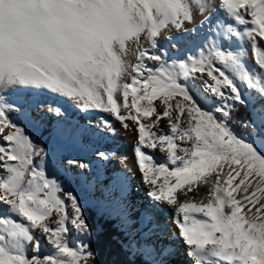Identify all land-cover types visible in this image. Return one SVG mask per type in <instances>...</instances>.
<instances>
[{"label": "snow or ice", "instance_id": "obj_1", "mask_svg": "<svg viewBox=\"0 0 264 264\" xmlns=\"http://www.w3.org/2000/svg\"><path fill=\"white\" fill-rule=\"evenodd\" d=\"M44 95L135 125L145 218L183 246L157 264H264V0H0V264H99L22 123L64 115Z\"/></svg>", "mask_w": 264, "mask_h": 264}, {"label": "rangeland", "instance_id": "obj_2", "mask_svg": "<svg viewBox=\"0 0 264 264\" xmlns=\"http://www.w3.org/2000/svg\"><path fill=\"white\" fill-rule=\"evenodd\" d=\"M156 104L159 106V101ZM130 123L132 124L131 121ZM163 123H166V121H162ZM24 126L34 141L35 134L38 132L35 143L49 152L46 162L49 174L60 179L66 190L69 188L74 189L79 194L85 211L87 208H91L98 217L114 220L115 225L128 239L125 244L131 248L130 257L133 254H140L150 264H157L162 257L157 255L154 250L176 246V243L171 241V237L167 238L168 236L160 238V241L156 240L154 232L155 229L159 228L156 221L148 222L149 224L142 223L143 221L140 222V218L151 211V205H149L148 200L143 198L140 200V197H136L137 193L135 191L138 188L136 184L131 183V185H124L123 188L118 189L119 175L123 174L133 178L135 173H128L127 169L121 166L124 161L122 158L119 159L116 147L121 146V143H133L137 139L138 133L130 139L118 135L117 138H112L111 146L98 139L85 137V148L81 151L76 150L67 139L58 138L52 150H50V140L45 134L44 126L38 120H31ZM133 127L136 130L135 125ZM240 129L242 132L243 129ZM100 151L108 153L110 159H101L98 156ZM160 155L159 152L156 153L158 160ZM69 160H81L88 167L86 169L68 167L67 161ZM200 190L206 191L204 188ZM196 199H201L200 191L196 195ZM140 225H143V229ZM146 229L147 231L143 234V230ZM165 232L167 233L165 235L174 233L170 228ZM180 247L183 250L181 244ZM178 259L183 260L184 258L179 257Z\"/></svg>", "mask_w": 264, "mask_h": 264}, {"label": "bare ground", "instance_id": "obj_3", "mask_svg": "<svg viewBox=\"0 0 264 264\" xmlns=\"http://www.w3.org/2000/svg\"><path fill=\"white\" fill-rule=\"evenodd\" d=\"M201 18L199 16H196V21L199 22ZM187 27H192V25H187ZM42 100L45 101V103H51L54 107L59 106L62 109V112L64 113L63 116L57 117L55 115L43 113L40 115L38 120L45 128V134L50 140V150H52L54 144L58 140V138H65L67 139L76 150L81 151L85 148L84 145V139L85 137H92L95 139L100 140L101 142H105L107 144H110L112 142V138H117L118 135H122L125 139L132 138L135 135H137V131L133 127V124L128 121L131 130L124 129L119 121H116L113 117L109 116L106 113H100V112H91L89 114L81 112L78 108H76L73 104L70 102L64 101L60 99L59 97L53 96V95H44L42 97ZM39 111V110H37ZM33 115H36V112L33 113ZM103 120H108L112 127L115 129V134L112 133L111 129L105 127ZM31 121V120H30ZM30 121H23V124H26ZM137 140V139H136ZM136 140L133 143H121V146H117V155L119 159H123V164L121 166L125 167L127 169L128 173H135L133 178H129L127 175H119L118 178H120V181H118V189L123 188L124 185H131V183L136 184L137 190L135 193H137L136 197H140V200L146 199L148 200L149 205H152L151 198L147 195L148 188L147 186L142 182L141 180V174L138 169V165L135 160L134 156V144ZM130 141V140H129ZM120 144V143H119ZM111 146V144H110ZM49 150V151H50ZM125 158H127L125 160ZM109 164V162H108ZM163 179L160 178V182H162ZM126 186V187H127ZM145 192V194H144ZM205 195V192L203 190H200V198H203ZM148 208V207H147ZM148 214H153L152 209ZM145 215V216H146ZM157 218L161 221L165 220V217L162 214H155ZM143 216L140 218V222L142 223H148V222H155L156 220H148ZM149 224V223H148ZM140 227L143 229V225H140ZM171 229L170 220L168 221V228ZM148 229V228H147ZM143 230V234H145V231ZM161 230L160 228L155 229V236L156 240L160 241L162 237L168 236L167 238H170L173 243H176V245H180V241L178 238L174 236V233H169L168 235L165 232V230ZM142 234V236H143ZM164 234V235H163Z\"/></svg>", "mask_w": 264, "mask_h": 264}, {"label": "trees", "instance_id": "obj_4", "mask_svg": "<svg viewBox=\"0 0 264 264\" xmlns=\"http://www.w3.org/2000/svg\"><path fill=\"white\" fill-rule=\"evenodd\" d=\"M244 115L245 109L240 108L239 116ZM237 130L240 131V127L237 126ZM37 136L38 132L35 134L34 142L37 141ZM86 213L92 225L93 247L98 252L99 264H150L140 254H133L130 257L131 248L125 244L128 239L115 225L114 220L98 217L91 208H87Z\"/></svg>", "mask_w": 264, "mask_h": 264}]
</instances>
